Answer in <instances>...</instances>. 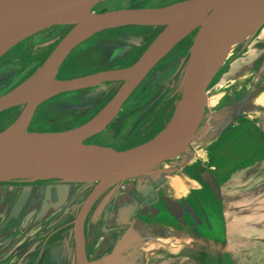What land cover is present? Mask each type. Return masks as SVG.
Segmentation results:
<instances>
[{
	"label": "water",
	"instance_id": "obj_1",
	"mask_svg": "<svg viewBox=\"0 0 264 264\" xmlns=\"http://www.w3.org/2000/svg\"><path fill=\"white\" fill-rule=\"evenodd\" d=\"M109 1L114 0H0V59L38 32L53 26H73L35 73L0 97V114L22 108L18 118L0 131V184L61 181L68 186L85 185L92 189L75 220V264H118L124 253L139 248V243H120L110 254L90 261L84 228L91 208L103 194L114 197L125 185L137 184L167 163L193 152L194 143L205 137L203 123L212 117L207 106L209 86L225 65L212 69L215 45L229 25L237 31L252 24L264 25V0H185L162 8L93 11ZM129 25L162 26L164 30L140 60L127 69L69 80L57 78L66 58L82 42L104 30ZM195 30L198 33L180 84L181 98L165 129L152 140L123 151L87 143L115 119L123 103L155 65ZM117 81L124 82L120 91L101 114L86 124L56 133L28 131L37 108L47 100L61 93ZM150 194V208L161 210L159 193ZM189 208L180 206L176 222L191 234L202 233L198 215ZM188 210L193 211L190 222L185 218ZM136 230V226L131 227L124 239Z\"/></svg>",
	"mask_w": 264,
	"mask_h": 264
},
{
	"label": "flooded vegetation",
	"instance_id": "obj_2",
	"mask_svg": "<svg viewBox=\"0 0 264 264\" xmlns=\"http://www.w3.org/2000/svg\"><path fill=\"white\" fill-rule=\"evenodd\" d=\"M114 1L103 2L93 11L105 13L129 7L109 8L107 3ZM182 1L185 0L148 5L144 4L145 0L142 4H135L129 8H162ZM72 28L73 26L50 27L28 37L5 54L0 59V97L15 89L35 73ZM163 30L162 26L129 25L99 32L82 42L70 53L62 64L57 78L69 80L127 69L140 60ZM197 33L198 30H195L178 42L123 103L115 119L87 143L99 145L94 139L104 135L103 133L110 128L114 130L112 137L118 136L122 130L128 128L126 125L130 122V134L126 135L128 137L126 145L120 148L106 145L123 151L152 140L164 130L172 120L180 101V84ZM226 63L227 61L225 65ZM223 68L209 86V94L214 87V82L222 75ZM123 85V81L103 82L89 88L61 93L37 108L28 131L56 133L82 126L101 114ZM45 108L50 111L42 113ZM21 111L22 108L19 107L6 112L10 113L8 116L12 115L11 118H15L14 122ZM6 112L1 113L0 118ZM243 124L244 121L238 126ZM218 144L222 146L224 141ZM192 149L194 150V146ZM196 166L206 168L204 161L196 162ZM1 184L0 200H5L6 203L8 198V203L5 204V210L0 208V264L3 262L7 264H61L64 262L75 264L78 258L75 220L83 201L92 189L85 185H72L71 189L76 191L67 197L63 205L60 204V195L55 193L57 200L54 201L53 194L50 198L45 194L47 188L63 185L61 181H15ZM25 187H32L33 193L28 197L24 207L19 209L22 199L20 193ZM42 189L45 190L44 193H41ZM9 190L12 191L8 193ZM16 191L20 192L16 194ZM120 194L117 193L114 197L110 193L103 194L95 202L86 218L85 248L90 261L110 254L116 247V242L119 241L120 233L132 227L135 219L114 227L110 225L111 215L107 209L110 207L111 210L113 201ZM130 222L132 223L129 224ZM128 231L124 234L126 235ZM102 240L103 246L99 248L103 250L93 251V248L99 246ZM69 250L70 256H68Z\"/></svg>",
	"mask_w": 264,
	"mask_h": 264
},
{
	"label": "rangeland",
	"instance_id": "obj_3",
	"mask_svg": "<svg viewBox=\"0 0 264 264\" xmlns=\"http://www.w3.org/2000/svg\"><path fill=\"white\" fill-rule=\"evenodd\" d=\"M143 1L145 0H117L107 3V6L112 9L132 7L135 4H142ZM169 1L175 0H146L144 4L159 5ZM227 45L228 47L223 45L220 52V63L222 56L224 58L228 56L225 60L227 63L224 65L222 75L214 82V87L208 98V112L212 117L211 120L203 123L202 129L207 130L205 137L194 143L192 153L185 154L183 158L172 163H167L164 167L159 168L155 175L148 177L152 182L149 185L151 188L163 183L167 187L175 189L178 186L177 181H184L185 186L193 187L195 185L193 180L208 187V182L213 180L210 173H205H219L220 176L216 179L218 184H216V188L217 193L221 192L223 198V200L217 201L221 207L218 210L217 206L208 204L209 209L216 208L218 210V212H214L215 210L211 209V213L195 209L194 214H197L200 219L202 233L190 234V232H179L177 229L171 228L179 224L175 217L170 216L176 213V210L173 211L176 206L172 205L170 201L164 199V201L167 200V206L170 208L169 211H165L166 213H162L163 210H153L150 207L142 209V205H144L142 200L137 206L133 218V220L136 219V223L132 225V229L136 226L137 233L132 232V235L130 234L124 239L125 231L130 229L127 228L120 233L119 241L116 242L117 247L120 243L140 244L139 248L127 251L121 257L126 259L128 264H264V163H259L251 168L256 159H259L260 162L264 159V152L257 156V153L255 155L251 153V149L263 146V144L257 142V139L249 138L251 135L242 137V133L237 138L235 134L239 128L242 129L241 132L244 129L251 132L259 123L264 128V25L259 27L250 39H245L233 47L230 43ZM254 59L257 61L252 63ZM242 104L243 109H240ZM46 111L48 112L50 109L45 108L42 113H46ZM8 114L10 113L6 112L0 118V131L15 119ZM243 121L244 124L238 126ZM126 127L128 128L122 130L115 137H112L114 130L110 128L103 133L104 135L96 137L94 141L102 146L123 147L128 140L131 123H127ZM233 137L238 139L235 144L237 147L232 146L230 141L225 144ZM216 138H218L217 141H215ZM243 138H249V141ZM222 141L224 144L219 146L218 142ZM213 154L221 159V167H218L216 171L196 166V162L200 161H204L207 167L213 166L210 162ZM190 165L194 168H189ZM249 166L250 169H247L246 167ZM179 174L180 177H177ZM212 176L214 175L212 174ZM204 179L208 181V184H205ZM134 186L135 184L131 185V183L128 186L125 185L120 196L113 201L111 210L108 207L111 226H117L120 217L118 210L124 201L122 199L127 197L126 194H129V191L130 193L131 190L136 191ZM221 186H223L222 190H220ZM190 187H187L184 195L188 194ZM180 189H182L181 186ZM75 191V189L67 190V195L61 197L60 204L64 205L67 197ZM19 192L16 191V194ZM121 196L122 199H120ZM62 198L64 199L62 200ZM251 198L254 199L251 200ZM53 200H57L54 194ZM4 201L0 200L2 210H5L8 198L6 203ZM188 203L190 208L194 206L191 199L185 203L181 202L179 205L177 203V205L180 209V206L186 207ZM200 205L204 208L202 202ZM163 206L165 207V205ZM191 212L193 213V211ZM174 216L177 215L174 214ZM174 219L176 221L172 222ZM186 230L189 229L186 228ZM188 240L206 243L207 246L202 247L196 243V247H194L189 244ZM102 243L103 240L99 246L93 248V251L103 250L99 248L103 246ZM208 245L211 247L208 248ZM70 254L69 250L68 256ZM2 264L7 263L3 262ZM61 264H67V262Z\"/></svg>",
	"mask_w": 264,
	"mask_h": 264
},
{
	"label": "crops",
	"instance_id": "obj_4",
	"mask_svg": "<svg viewBox=\"0 0 264 264\" xmlns=\"http://www.w3.org/2000/svg\"><path fill=\"white\" fill-rule=\"evenodd\" d=\"M256 61H257V59H254L252 61V63H254ZM245 135H251V137H249V138L257 139V142H260V143L263 144V146L251 149V153L253 155H255L257 153V156H258L259 153H263L264 152V128H263V126L260 123L257 125V127L254 128V130H251V132H247V130L244 129L242 137H245ZM253 135H255V136H253ZM249 138H243V139H246L247 141H249L248 140ZM262 161L260 162L259 159H256V161L254 162L253 166L250 165L251 168H254V165H259V163H264V159ZM214 162H215L214 160H211V164H213V166H210V167L206 166V168H210L211 171H216V169L218 167H221V163L218 164V163H214ZM250 166L246 167V168L250 169ZM246 168H244V169H246ZM240 171L242 172V170H240ZM209 173H210L211 179L213 181H209L208 182V181H206L204 179V181H206L205 184L207 182L209 183V184L207 183L209 185L208 187H205L204 184H202L201 182H198L196 180H193V181H195V185L193 187L185 186L184 185L185 184L184 181H177L178 186L175 189L172 188V187H167V185H165L163 183L159 184V186H157L155 188H151V186H149V185L152 182L148 178L138 182L134 186L136 188V191H132L131 190V193L129 191V194H126L127 197L124 198V199H122V196L120 197V199H122L124 201L121 203V206H120V208L118 210V212L120 213V217L118 218L117 224H121V223H125L127 221L133 220L134 215H135V211L137 210L136 208H137V206L140 204V202L142 200L144 202L143 203L144 205H142V209L143 208L146 209L145 207H150V203L152 202V200H151V195L152 194H150V193L154 192V191L159 193L158 195L161 196V200H160V204H159L160 208L159 207L158 208L163 210L162 213H164L166 210L169 211L170 207L167 206V204H168V202H166L167 200L170 201V203L172 205L176 206V209H173V211L176 210V213H173L172 217H175L174 214L177 215V216H178V213L180 214V209L178 208V205L181 202H184V203H185V201L188 202V201H190V199L193 200V205H194V206H192L193 210L197 209V210H200V211H202L204 213H207V212L211 213V209H214L215 210L214 212H218L219 208L221 207L220 206L221 204L219 202H217V201L223 200L221 192L217 193L218 190L216 188V186L218 185L217 182H216V179L219 178L220 174L219 173H215V172H207L206 174H209ZM212 174L214 176H212ZM177 177H180V174ZM202 182H203V180H202ZM211 182H213V183H211ZM180 186L182 187V189L179 190ZM187 187H190V190H189L187 195H184V193L186 192ZM222 188H223V186L220 187V190H222ZM70 189H71V186L63 184L61 186H51V187L47 188L46 191L44 189H42V192L41 191L40 192L44 193V191H45V194H47L46 196H49L48 198H50L51 194H55L56 193L57 195H60L59 197L61 199V197L64 194L67 195L66 191L70 190ZM166 189H168V190L166 191ZM202 189H203L204 192L202 191ZM121 190H120L119 193L122 192ZM11 191L12 190H9L8 193L11 192ZM168 191H170L171 193L168 192ZM32 193H33V188L32 187H25L24 189L21 190L20 194H21L22 199H21V204L19 206V209H22L24 207L25 202L28 200V197H30V195ZM173 197H174V199H173ZM177 197H179V198H177ZM164 199H167V200L164 201ZM252 199H254V198H251V200ZM163 202H164V204H162ZM200 202L203 203L204 208L201 207ZM177 203H178V205H177ZM208 204H210V205L213 204L214 206H217L218 210L216 208L209 209L208 208ZM163 205H165V207ZM187 207L188 208L190 207L189 203L187 204ZM154 210H156V209H154ZM190 212L191 211L188 210V213L185 216V218L189 222H190V220L192 218L190 216ZM140 213H142V212L140 211ZM221 216L223 218V215H221ZM175 221H176L175 219L172 220V222H175ZM134 223H136V219L134 220ZM177 227L179 228L178 229L179 232H184V231L190 232L189 230H186V228L181 229L179 227V225H175V226H173L171 228H175L176 229ZM190 234H191V232H190ZM188 242H189V244H192V246H194V247H196V243H199L196 240H188ZM199 245L202 246V247L207 246L206 243L205 244L199 243ZM210 247L211 246L208 245V248H210Z\"/></svg>",
	"mask_w": 264,
	"mask_h": 264
},
{
	"label": "bare ground",
	"instance_id": "obj_5",
	"mask_svg": "<svg viewBox=\"0 0 264 264\" xmlns=\"http://www.w3.org/2000/svg\"><path fill=\"white\" fill-rule=\"evenodd\" d=\"M233 26L234 25H229L227 27L225 34L221 37V39L215 45V48L213 50V55L211 58V67L213 70L223 65L225 63V60L228 57L227 56L226 58H224V56H222V62L220 63L221 61L220 52H221L223 45L228 47L227 44L230 43V45H232L233 47L234 45H236L239 42H242L245 39H248V38L250 39V37H252V35L259 28L258 24H252L246 28H243L237 31ZM128 263L129 262L126 259H123L121 257H120V260L118 261V264H128Z\"/></svg>",
	"mask_w": 264,
	"mask_h": 264
},
{
	"label": "trees",
	"instance_id": "obj_6",
	"mask_svg": "<svg viewBox=\"0 0 264 264\" xmlns=\"http://www.w3.org/2000/svg\"><path fill=\"white\" fill-rule=\"evenodd\" d=\"M241 130L242 129H238V131H236V135H237V138L239 137V135H241L242 133H243V131L241 132ZM237 132H238V134H237ZM235 135V136H236ZM236 137H233V139L231 138V139H229L228 141H230L231 142V145L232 146H236L237 147V145H235L236 144V142L238 141V139H237ZM230 144V143H229ZM218 147V146H217ZM213 157H212V160H214L215 162L214 163H220V161H221V159H220V157H218V156H216V155H212Z\"/></svg>",
	"mask_w": 264,
	"mask_h": 264
}]
</instances>
